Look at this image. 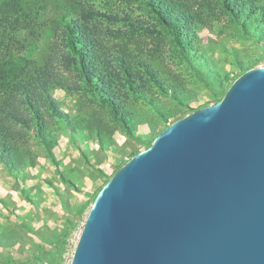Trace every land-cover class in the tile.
I'll return each mask as SVG.
<instances>
[{
    "label": "rangeland",
    "instance_id": "obj_1",
    "mask_svg": "<svg viewBox=\"0 0 264 264\" xmlns=\"http://www.w3.org/2000/svg\"><path fill=\"white\" fill-rule=\"evenodd\" d=\"M25 1L45 24L26 50L28 59L41 63L50 46L60 41L66 16L77 19L82 10L92 11V25L102 29L104 42L142 53L145 62L182 93V103L155 88L146 94L154 99L152 105L129 99L126 107L139 136L132 138L112 123L94 95L55 88L52 96L62 116L47 119L48 138L26 132L16 145V167L0 161V264H49L45 258L54 264L49 254L53 247L60 250L57 264H69L88 210L111 176L171 123L215 104L238 76L264 66V17L259 16L258 24H244L223 9L222 0H183L194 16V41L185 59L142 0ZM259 5L264 8V1ZM106 28L143 30H135L129 39L109 40ZM97 119L104 127L99 137L94 127L88 129Z\"/></svg>",
    "mask_w": 264,
    "mask_h": 264
},
{
    "label": "water",
    "instance_id": "obj_2",
    "mask_svg": "<svg viewBox=\"0 0 264 264\" xmlns=\"http://www.w3.org/2000/svg\"><path fill=\"white\" fill-rule=\"evenodd\" d=\"M69 264H264V66L111 176Z\"/></svg>",
    "mask_w": 264,
    "mask_h": 264
},
{
    "label": "trees",
    "instance_id": "obj_3",
    "mask_svg": "<svg viewBox=\"0 0 264 264\" xmlns=\"http://www.w3.org/2000/svg\"><path fill=\"white\" fill-rule=\"evenodd\" d=\"M142 1L169 30L179 55L187 59L188 46L194 41V16L190 5L183 0ZM260 1L264 0H222V5L235 18L243 19L244 24H258L259 16L264 17ZM25 2L0 0V161L6 167L14 169L20 161L16 145L25 140L26 132H34L46 140L49 136L47 119L62 116L52 96L55 88L94 95L112 123L132 138L139 136L137 124L126 107L129 99L152 105L154 99L146 94L155 88L158 94L183 102L181 88L164 81L145 62L142 53L130 51L127 45L116 48L117 45L104 42L102 29L92 25L95 16L92 11L76 12L77 19L66 16L60 41L50 46L41 63L28 59L26 50L34 46L45 24L38 12ZM109 18L114 21L113 17ZM139 29L143 30L106 28L104 36L109 40L125 36L129 39ZM67 123L68 129H72L69 120ZM92 127L99 137L104 129L101 121L97 119L96 125L90 122L88 129ZM59 253L57 247L49 253L51 259H55L54 264L59 261Z\"/></svg>",
    "mask_w": 264,
    "mask_h": 264
}]
</instances>
